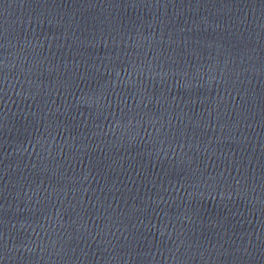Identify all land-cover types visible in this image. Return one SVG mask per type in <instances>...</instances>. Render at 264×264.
I'll return each mask as SVG.
<instances>
[{
    "label": "water",
    "instance_id": "1",
    "mask_svg": "<svg viewBox=\"0 0 264 264\" xmlns=\"http://www.w3.org/2000/svg\"><path fill=\"white\" fill-rule=\"evenodd\" d=\"M0 264H264V0H0Z\"/></svg>",
    "mask_w": 264,
    "mask_h": 264
}]
</instances>
